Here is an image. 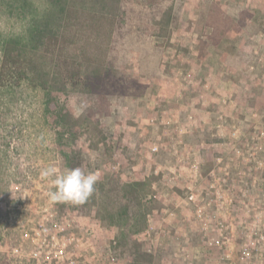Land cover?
<instances>
[{
    "label": "rangeland",
    "instance_id": "obj_1",
    "mask_svg": "<svg viewBox=\"0 0 264 264\" xmlns=\"http://www.w3.org/2000/svg\"><path fill=\"white\" fill-rule=\"evenodd\" d=\"M134 8L138 30L122 33L104 53L107 76L90 91L60 96L71 106L80 169L105 189L86 205L49 198L55 176L68 169L61 154L71 143H59L60 125L45 115L43 92L27 81L0 87V264H69V258L75 264H243L240 246L264 232V135L249 129L261 143L251 157L241 144L240 159L228 130L220 136L216 129L219 112L226 124L245 126L251 111L264 119V0H166L161 11ZM25 24L9 0H0V47ZM224 97L233 102L224 106ZM162 111L173 128L185 126L182 134L167 135L150 122ZM152 144L159 146L155 153ZM46 168L54 175L42 177ZM133 184L124 198L128 188L118 187ZM123 206L127 217L112 220ZM125 219L134 224L126 238L117 227ZM41 229L58 232L67 244L61 255L32 241ZM211 238L227 240L228 260Z\"/></svg>",
    "mask_w": 264,
    "mask_h": 264
},
{
    "label": "trees",
    "instance_id": "obj_2",
    "mask_svg": "<svg viewBox=\"0 0 264 264\" xmlns=\"http://www.w3.org/2000/svg\"><path fill=\"white\" fill-rule=\"evenodd\" d=\"M165 2L43 0V7L38 9L32 0H9L10 7L24 17L26 24L23 33L10 36L1 43L0 87L11 89L21 81H27L43 92L45 115L53 125H60L55 131L59 143L66 141L65 145L71 143L72 146L61 154L68 169L81 168L83 155L76 151L78 137L72 125L71 106L60 96L76 89H94L107 76L108 68L111 69L104 53L115 48L122 33L138 30L133 22L134 7L139 6L142 13L157 12ZM136 186L121 185L118 189L128 188L124 196L127 198V192H132ZM98 192L101 195L105 192L104 185L99 182L91 197ZM89 199L80 204L86 205ZM58 212L60 217L65 214L60 209ZM127 212V206H123L112 215V220L121 222ZM125 221L123 227L121 224L117 227L121 229L119 236L126 238L132 233L134 224L131 226L129 220Z\"/></svg>",
    "mask_w": 264,
    "mask_h": 264
},
{
    "label": "built area",
    "instance_id": "obj_3",
    "mask_svg": "<svg viewBox=\"0 0 264 264\" xmlns=\"http://www.w3.org/2000/svg\"><path fill=\"white\" fill-rule=\"evenodd\" d=\"M250 69H252V67ZM175 82L177 83V81ZM186 82L192 83V80H190V78H187ZM177 92H178L177 93L178 98H181L183 94L180 92V90ZM196 97H198V99L202 98V93L198 94V96ZM221 100L224 106H226V103L228 102L229 103L233 102L232 99L229 97L221 98ZM189 105L192 107L193 102H190ZM170 114L175 115L173 114V112H170ZM166 115H168L167 112L162 111L159 113L158 116L153 117L150 120V122L153 124L156 122V124L159 127H161L163 130L167 132V135H170L172 133L182 134V132L185 129V126L182 123H180L178 125L179 126L178 128H173V122H172L173 118L171 117V119H169L167 118ZM217 116H218V119H217L216 129H217L218 135L223 136L225 130H228L226 132L227 142L231 146V149L234 151L232 154L236 158L243 159L242 150L240 149L241 144L247 147L245 152L248 153L249 155L251 154L250 153L251 151L253 152L255 151L253 149H255L257 144L261 143V140H259L258 138L254 139L253 137H251L248 131L249 129L253 128L254 129L253 132L256 134H259L260 137L264 135V132H262L264 131V119L262 120V116H258L255 111H251L250 119L247 117L246 118L244 117L242 119L246 127L243 124H241L239 120H236L235 122L231 121L232 123L226 124L227 123L226 119L223 117L221 112H219ZM175 117H178V116H175ZM250 120H253L255 122L251 123ZM226 125H228V129ZM246 129L248 133H246ZM169 140L171 141L170 143L172 144L174 143V141H172V138H170ZM158 149H159V146L157 144L151 145V151H152L151 153L157 152ZM227 175L228 174H226L225 176ZM192 199H193V196H190L189 200L192 201ZM195 206H196L197 216L200 217V214L203 211L202 207H200L199 205H195ZM61 231H64V229L63 228L60 229L59 233ZM57 233L58 232H56L55 235L50 236L48 232H46V230L41 229L34 233V238L32 239V241L36 245H38V248H42L43 250L44 248L45 249L47 248L48 250L54 253H57L58 255H61V253H63L65 248L67 247V244L63 241L62 238L59 239L56 236ZM77 241L78 240H76L74 236H71L67 243L68 245H71L72 247H74ZM211 242H213L214 245L217 247L218 253L220 251L219 257H221V260H228L230 258V252L229 250H227V246H225V244L227 243V240L225 242L221 241L220 243L219 240H216L215 238H211V240L208 241V243L211 244ZM39 253L40 251L37 250L33 253V255L36 257ZM239 253H240V260L243 264H257L259 263V260H261L260 264H264V232L256 233L253 238L248 237L240 246ZM69 261H70L69 264H75V261L73 259L69 258ZM109 264H115V263H112L110 259Z\"/></svg>",
    "mask_w": 264,
    "mask_h": 264
},
{
    "label": "clouds",
    "instance_id": "obj_4",
    "mask_svg": "<svg viewBox=\"0 0 264 264\" xmlns=\"http://www.w3.org/2000/svg\"><path fill=\"white\" fill-rule=\"evenodd\" d=\"M54 175L51 168L42 170V177ZM98 177L94 173L85 174L80 168L65 169L54 179L55 191L49 192L53 202L84 203L95 191Z\"/></svg>",
    "mask_w": 264,
    "mask_h": 264
}]
</instances>
